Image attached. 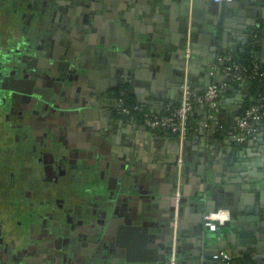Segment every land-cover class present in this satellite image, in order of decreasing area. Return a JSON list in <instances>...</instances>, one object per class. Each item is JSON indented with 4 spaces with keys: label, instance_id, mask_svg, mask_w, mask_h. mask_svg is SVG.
Wrapping results in <instances>:
<instances>
[{
    "label": "crops",
    "instance_id": "crops-1",
    "mask_svg": "<svg viewBox=\"0 0 264 264\" xmlns=\"http://www.w3.org/2000/svg\"><path fill=\"white\" fill-rule=\"evenodd\" d=\"M70 1L61 0L57 8H67ZM77 1L68 18L79 19V68L84 76L75 89L79 96L71 90L75 105L68 106L66 124L78 134L71 137V148L81 150L90 162L85 171L73 174L77 180L73 178L68 187L72 203L78 194L88 206L89 197L102 215L82 218L79 237H70L65 250L67 264H165L179 144L168 132L149 130L116 115L111 90L123 86L133 100L153 112L179 102L187 12L193 18L188 65L194 93L208 85L209 67L219 52L234 54L256 46V56L263 61L264 0ZM90 71L95 74L90 76ZM229 99L210 108L196 104L188 114L180 264H224L213 257L220 252L264 263L253 245L230 244L225 225L218 224L214 231L203 225L206 208L228 207L233 214L224 223L247 229L252 236L264 235V124L251 139L253 145L217 135L219 122L238 115ZM10 256L6 252L0 264H34V253L17 261Z\"/></svg>",
    "mask_w": 264,
    "mask_h": 264
},
{
    "label": "flooded vegetation",
    "instance_id": "flooded-vegetation-1",
    "mask_svg": "<svg viewBox=\"0 0 264 264\" xmlns=\"http://www.w3.org/2000/svg\"><path fill=\"white\" fill-rule=\"evenodd\" d=\"M24 1L32 10L40 5V15L50 16L43 33L35 23L34 32L21 27L23 40L0 39V257L9 252L17 261L34 253V264H67L65 250L70 237H79L82 218L102 215L89 197L91 207L78 194L72 203L68 187L77 180L73 174L90 162L71 148L70 139L78 134L66 122L68 106L75 105L72 91L79 96L82 71L79 19L68 18L78 1L60 9L61 0H0V8L5 5L14 16ZM50 1L56 6L51 12L44 8Z\"/></svg>",
    "mask_w": 264,
    "mask_h": 264
},
{
    "label": "built area",
    "instance_id": "built-area-1",
    "mask_svg": "<svg viewBox=\"0 0 264 264\" xmlns=\"http://www.w3.org/2000/svg\"><path fill=\"white\" fill-rule=\"evenodd\" d=\"M214 1L228 2L231 0ZM189 25L191 27V23H189ZM190 27L184 44L185 65L180 85V99L177 108L169 114L161 116H151L145 114L142 119L143 126L150 130H168L175 134L179 144L178 154L175 161L176 174L174 178L171 243L168 264L177 263L180 201L182 198V171L184 164L183 142L187 136L188 114L191 111L193 104H203L210 108L214 105L216 100L227 91L230 83L241 82L249 77L264 76V69H260V65L257 60L252 62V67L249 69L241 62L235 60L231 54L219 52L209 67L210 81L208 85L203 92L199 94L194 93L191 88L188 65L191 58ZM219 77H222V79ZM115 107L118 112L122 114H127L130 111L121 99L116 101ZM261 124H264V94L256 98L253 104L246 106L243 112L233 120L231 128L223 131L222 136L229 141L242 144L254 138L258 131V127ZM219 127L222 128L221 125ZM228 219V210L220 209L217 212L205 214L203 225L209 230L214 231L216 230L218 224H223ZM213 257L222 261L224 264H232L233 257L228 253H215Z\"/></svg>",
    "mask_w": 264,
    "mask_h": 264
},
{
    "label": "trees",
    "instance_id": "trees-1",
    "mask_svg": "<svg viewBox=\"0 0 264 264\" xmlns=\"http://www.w3.org/2000/svg\"><path fill=\"white\" fill-rule=\"evenodd\" d=\"M257 50H258V48L256 46L249 45V46H246L242 51L236 52L234 54H231V53H229V54H231L235 60L241 62L242 64H244L249 69L252 67V62L254 60L258 61L259 65H260V69H264V60L261 61V60H259L258 57L256 58V51ZM225 53H228V52H225ZM111 92H112V95L115 97V103H116V101L121 99L123 101L124 105L130 109L129 113L122 114V113L118 112L117 108L115 107V103H114L113 112L116 115L127 117L129 119H133V120L137 121L138 123H140L142 126H143L142 119H143L145 114H148L151 116H153V115L161 116V115L169 114L170 112L174 111L175 108H177V106H178V103H172L171 106L165 111L160 110L157 112H153V111L148 110L145 106H143L140 103L133 100V98H131L126 93L123 86L117 85L111 90ZM263 94H264V76L249 77V78L244 79L241 82L230 83L227 91L219 99H217L215 103H218L219 101L225 100L226 98L236 99L237 95H241V98L239 100L235 101L238 105V110H237L238 115H240L243 112V110L246 108V106L253 104L255 102L256 98L260 97ZM196 104H193L192 108ZM232 123H233V120L219 122V125H218L215 133L217 135L221 136L225 129L231 128ZM220 125L222 128L219 127ZM144 128H146V127H144ZM146 129H148V128H146ZM153 130L154 131H165V132H168L175 137V134H173L172 132H170L168 130H161V129H153ZM189 130H190V125H189V120H188L187 133L189 132ZM245 143H242L239 145H244ZM232 264H252V263H249L248 258L246 256H244L242 258H234L232 260Z\"/></svg>",
    "mask_w": 264,
    "mask_h": 264
},
{
    "label": "water",
    "instance_id": "water-1",
    "mask_svg": "<svg viewBox=\"0 0 264 264\" xmlns=\"http://www.w3.org/2000/svg\"><path fill=\"white\" fill-rule=\"evenodd\" d=\"M229 2V1H228ZM229 3H227L228 5ZM190 19V21H189ZM189 23H191V27L189 25ZM192 23H193V18L192 16L187 12L186 13V35H185V41H186V37H187V33H188V29L190 27V31L192 32L193 28H192ZM185 44V43H184ZM92 53V52H91ZM182 53H183V59H184V62H183V66L185 65V58H184V46H183V50H182ZM191 61V59H190ZM69 63L71 62H67L68 66H69ZM74 65V64H73ZM184 71V67H183V70ZM91 74V75H90ZM95 74V71H90L89 72V75L92 76ZM80 76H84V74L82 75L81 73L78 75L79 78H81ZM77 77V78H78ZM182 78H183V72H182ZM220 79H222V77H219ZM114 85V84H113ZM40 92H44V90H41L39 91V94ZM38 93V92H37ZM98 94L100 93L99 91L97 92ZM39 99H42V97L40 98V96H37ZM241 98V95H237L236 99L234 98H231L229 99V102L230 103H235L234 104V109L237 111L238 110V105L237 103L235 102L236 100H239ZM38 100V99H37ZM40 101V100H39ZM232 109V108H230ZM248 145H253L255 144V141L253 140H248ZM229 150H231L233 153L237 152V148L236 147H233V146H230L229 147ZM240 154L243 153V151H239ZM256 165H260V161L257 160V162H255ZM253 163V166L254 164ZM264 175V174H263ZM182 201V200H181ZM181 201H180V205H181ZM221 208H206L205 211H204V214H208L210 212H217L218 210H220ZM226 210H228V213H229V218L231 216L232 211L227 207ZM172 213H173V209H172ZM171 218H172V215H171ZM222 225H225L226 227L229 228V232L228 234H226V238L227 240L229 241L230 244H236L238 246H248V245H253V248H255V252L257 254H259L260 256V259L264 262V235H259L258 233H256L254 236L252 235H249V232L247 231V229H243L242 230H238L236 227L234 228L233 225H229L228 222L226 223H223ZM264 231V227H262V229ZM217 242H219L217 240ZM170 243H171V219H170V233H169V245L167 246V258H166V263L165 264H168V258H169V252H170ZM220 243V242H219ZM218 243V244H219ZM178 244V243H177ZM178 252L179 250L177 249V263L176 264H180L179 260H178ZM264 264V263H263Z\"/></svg>",
    "mask_w": 264,
    "mask_h": 264
},
{
    "label": "rangeland",
    "instance_id": "rangeland-1",
    "mask_svg": "<svg viewBox=\"0 0 264 264\" xmlns=\"http://www.w3.org/2000/svg\"><path fill=\"white\" fill-rule=\"evenodd\" d=\"M8 2H10L11 0H6ZM16 3H19L18 1ZM9 4L7 3V7H11L8 6ZM20 5V4H19ZM37 9L40 8V5H37ZM53 7H56L52 1H50L47 5H45L44 8H47V10L49 12H51V10L53 9ZM17 8H20L21 11V16H17ZM5 5L3 6V4L1 5L0 8V39L2 41H10L12 40H17V39H21L23 40L25 36L22 35L21 33V27H25L26 31H32L34 32V28H35V23H37V25L40 28V31H42L43 33V29L45 27L48 26L49 23V16H44V15H40L41 13H39V10H32L30 6H28V3H26L25 1L22 3V5H20L19 7H15L14 13L16 15L14 16H9L7 13V10H5ZM29 16H31V20L28 23H25L27 20H29ZM12 33V38L10 37V34Z\"/></svg>",
    "mask_w": 264,
    "mask_h": 264
}]
</instances>
